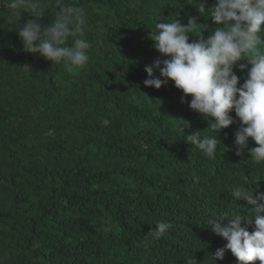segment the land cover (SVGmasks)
Listing matches in <instances>:
<instances>
[{
    "label": "trees",
    "instance_id": "obj_1",
    "mask_svg": "<svg viewBox=\"0 0 264 264\" xmlns=\"http://www.w3.org/2000/svg\"><path fill=\"white\" fill-rule=\"evenodd\" d=\"M66 2L87 10L92 44L72 72L24 52L16 24L0 18V264H215L226 241L206 221L249 215L229 192H264V163L236 154L234 111L215 158L204 157L184 140L209 127L192 97L144 80L166 58L150 39L155 23L195 16L205 38L216 25L187 0ZM234 72L242 85L247 70ZM162 220L172 227L155 239ZM217 264L239 262L228 251Z\"/></svg>",
    "mask_w": 264,
    "mask_h": 264
},
{
    "label": "clouds",
    "instance_id": "obj_2",
    "mask_svg": "<svg viewBox=\"0 0 264 264\" xmlns=\"http://www.w3.org/2000/svg\"><path fill=\"white\" fill-rule=\"evenodd\" d=\"M200 16L211 20L215 30L205 38L207 25L190 16L186 25L174 15L155 23L150 39L164 59L145 66L144 86L160 90L173 81L175 87L192 97L190 108L208 121L205 131L185 135V142L213 159L223 145L219 134L236 123V154L247 151L250 159L264 163V0H187ZM49 9L54 13L45 23ZM30 16L22 23V15ZM0 18L16 24L23 51L38 54L54 65L62 64L72 72L86 66L92 44L86 37L89 14L66 0H0ZM190 36L195 40L190 41ZM247 61V64L240 63ZM247 70L243 84L234 72ZM250 66V67H249ZM159 72V77L156 72ZM252 139L257 145L249 148ZM194 178L195 174H193ZM234 201H245L251 208L247 216L236 211L211 215L206 225L226 244L211 255L215 264L230 251L239 264H264V192L252 191L244 184L230 190ZM238 204V203H237ZM247 222L253 227L242 226ZM171 223L158 221L150 233L155 239L165 236ZM196 264V261H194Z\"/></svg>",
    "mask_w": 264,
    "mask_h": 264
}]
</instances>
